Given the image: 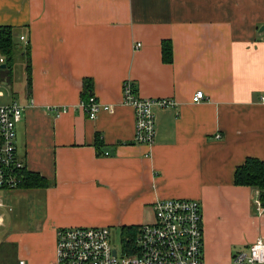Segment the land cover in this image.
<instances>
[{"label":"crops","instance_id":"0c3cea01","mask_svg":"<svg viewBox=\"0 0 264 264\" xmlns=\"http://www.w3.org/2000/svg\"><path fill=\"white\" fill-rule=\"evenodd\" d=\"M0 27L15 29L6 80L18 94L9 103L25 108L19 157L50 183L17 189L35 210L10 224L3 243L14 256L3 264H54L58 229L139 228L161 199L200 203L210 263L264 239L258 193L234 183L248 158L264 162V0H0ZM88 80L103 106L95 119L81 106ZM126 81L142 98L176 103L154 109L150 145L135 140Z\"/></svg>","mask_w":264,"mask_h":264},{"label":"built area","instance_id":"2783aa9c","mask_svg":"<svg viewBox=\"0 0 264 264\" xmlns=\"http://www.w3.org/2000/svg\"><path fill=\"white\" fill-rule=\"evenodd\" d=\"M4 64L6 58L0 55V70ZM2 98L0 92V190L12 191L19 189L24 182V172L28 171L17 150V127L24 119L25 108L16 102L3 104ZM203 100L205 93L197 91L193 101ZM123 103L134 110L135 140L143 145H150L155 140L154 109H169L176 105L168 98L140 97L132 81L124 84ZM81 106L90 119H95L103 109L95 96L82 101ZM108 109L112 110L111 107ZM256 204L259 212L263 210L259 200ZM4 206L0 202V207ZM153 210L154 221L140 226L130 245L123 244L120 237L119 248L112 244L109 227L58 229L54 264H218L206 261L204 256L203 212L198 201L161 199L154 203ZM18 264L27 262L19 260ZM228 264H264V239L258 238L236 252Z\"/></svg>","mask_w":264,"mask_h":264},{"label":"trees","instance_id":"16d2710c","mask_svg":"<svg viewBox=\"0 0 264 264\" xmlns=\"http://www.w3.org/2000/svg\"><path fill=\"white\" fill-rule=\"evenodd\" d=\"M14 27H0V54L5 56L7 68L0 70L2 78L10 80L13 77L12 68L16 57V46L14 42ZM162 58L165 63H172V45L168 41L162 43ZM29 86L31 87V63L28 64ZM92 95L91 81L88 80L84 85V95L82 101L88 100ZM103 147V146H101ZM24 182L19 189H41L50 186L49 181L38 173L29 171L24 172ZM236 186L249 187L258 193V200L261 202L264 211V162L257 158H248L241 166L237 167L234 174ZM138 231V227H123L121 241L123 244L130 245Z\"/></svg>","mask_w":264,"mask_h":264},{"label":"rangeland","instance_id":"374dc122","mask_svg":"<svg viewBox=\"0 0 264 264\" xmlns=\"http://www.w3.org/2000/svg\"><path fill=\"white\" fill-rule=\"evenodd\" d=\"M3 70V69H2ZM1 72V71H0ZM20 80V74L16 75V79ZM21 85L24 86V82L21 80ZM21 86V87H22ZM20 86L18 88H21ZM11 87L10 82L6 79L0 78V92L4 94L3 102L6 105L10 104L12 100L18 99V94H16L15 90ZM0 202L4 203V207H0V215L4 218V226L0 227V263H7L11 261L14 256L13 246L4 244V238L12 231L11 225L13 224L20 215L25 219L32 217V213L35 209L33 207L34 204L30 203L31 200L27 193L22 192L20 190H0ZM256 205L253 206V212H255ZM258 211V210H257ZM154 219V213H149L145 223H150ZM121 232L120 229H114L112 231V244L115 247L119 248ZM234 237L233 232H225L222 231L220 234V239L222 240H231ZM233 247V248H232ZM231 249H233L232 253L236 251H240V247H236L232 245Z\"/></svg>","mask_w":264,"mask_h":264},{"label":"water","instance_id":"95a60500","mask_svg":"<svg viewBox=\"0 0 264 264\" xmlns=\"http://www.w3.org/2000/svg\"><path fill=\"white\" fill-rule=\"evenodd\" d=\"M5 68H7V65H6V64L2 65V69H5ZM105 152H106V153H110L111 150H110L109 148H106V149H105ZM115 253H116V251H115Z\"/></svg>","mask_w":264,"mask_h":264}]
</instances>
